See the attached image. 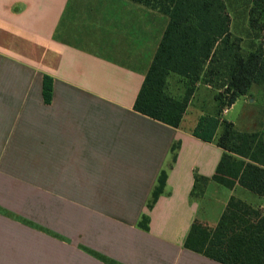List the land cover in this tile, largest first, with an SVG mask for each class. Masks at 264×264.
Listing matches in <instances>:
<instances>
[{
    "label": "crops",
    "instance_id": "1",
    "mask_svg": "<svg viewBox=\"0 0 264 264\" xmlns=\"http://www.w3.org/2000/svg\"><path fill=\"white\" fill-rule=\"evenodd\" d=\"M169 22L131 0H0V264H222L186 247L193 223L215 228L232 198L264 215L240 184L193 194L224 155L222 127L213 142L194 135L217 112L210 84L178 128L135 110Z\"/></svg>",
    "mask_w": 264,
    "mask_h": 264
},
{
    "label": "trees",
    "instance_id": "2",
    "mask_svg": "<svg viewBox=\"0 0 264 264\" xmlns=\"http://www.w3.org/2000/svg\"><path fill=\"white\" fill-rule=\"evenodd\" d=\"M169 17L154 61L135 103V110L174 128L180 127L198 83L215 90L217 112L201 118L194 135L217 143L224 155L212 178L196 175L193 194L203 196L208 183L233 189L240 184L264 197V121L254 131L240 130L221 120L224 110L242 97L264 91V0H246L247 35L233 31L231 0H131ZM233 2V0H232ZM233 6V5H232ZM246 39L249 48L244 46ZM185 79L186 91L174 95L171 78ZM44 98L51 103L53 79L44 78ZM178 145H174V159ZM168 175L163 171L148 207L164 193ZM144 215L140 227L149 230ZM186 247L222 264H264V215L260 209L232 198L218 225L212 228L196 220Z\"/></svg>",
    "mask_w": 264,
    "mask_h": 264
},
{
    "label": "rangeland",
    "instance_id": "3",
    "mask_svg": "<svg viewBox=\"0 0 264 264\" xmlns=\"http://www.w3.org/2000/svg\"><path fill=\"white\" fill-rule=\"evenodd\" d=\"M246 0H231L230 12L233 19V31L236 35L244 37L248 32ZM249 40L244 39V46L249 48ZM176 84L175 81H173ZM243 131H254L262 127L264 121V91L254 90L253 95L242 97L236 107L226 117Z\"/></svg>",
    "mask_w": 264,
    "mask_h": 264
}]
</instances>
